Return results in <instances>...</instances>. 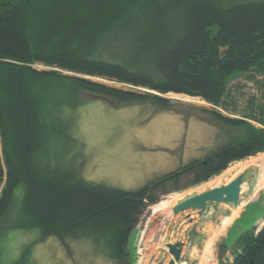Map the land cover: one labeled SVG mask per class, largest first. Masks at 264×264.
I'll return each instance as SVG.
<instances>
[{
	"label": "trees",
	"instance_id": "trees-1",
	"mask_svg": "<svg viewBox=\"0 0 264 264\" xmlns=\"http://www.w3.org/2000/svg\"><path fill=\"white\" fill-rule=\"evenodd\" d=\"M62 72L182 94L221 108L227 105L228 81L255 73L262 77L264 97V0H0V219L20 188L13 227L40 232L9 264H34L33 245L48 237L67 252L69 240H87L110 261L134 264L133 232L146 209L165 199L159 202V195L176 191L182 177H192L187 186L199 185L233 161L264 152V111L250 107V118L208 112L227 127L244 126L245 139L221 142L204 159L133 191L41 166L45 137L62 132V107L77 111L78 91L170 108L160 95ZM225 264H264V225L257 233H241Z\"/></svg>",
	"mask_w": 264,
	"mask_h": 264
},
{
	"label": "rangeland",
	"instance_id": "rangeland-1",
	"mask_svg": "<svg viewBox=\"0 0 264 264\" xmlns=\"http://www.w3.org/2000/svg\"><path fill=\"white\" fill-rule=\"evenodd\" d=\"M114 51L117 53L120 50L114 46ZM33 68L51 69L41 65H35ZM62 73L87 78L112 88L160 95L170 101V108L166 109L150 101L117 103L113 100L93 99L86 92L78 91L77 111L64 110V106L62 107L60 118L64 124L62 127L60 123L58 125L62 128V132L45 137L39 151L38 162L41 166H57L61 170L77 172L85 181L105 184L124 191L136 190L165 174L181 169L194 160L204 159L221 142L246 138L247 130L244 126L227 127L212 119L209 111L214 110L231 118H250V107L255 113L264 111V97L260 88L262 77L255 73L235 75L228 81L225 108L214 107L199 98L182 94L161 95L113 80ZM249 121L254 127L261 128L256 122ZM64 127H67L65 131ZM254 159L259 161L252 164L250 160ZM263 162L264 152H260L255 156L233 161L225 170L199 185L187 186L192 177H182L176 191L167 192L166 196L159 195V202L165 199L159 206L152 205L146 209L133 232L130 248L136 247L134 264H139L140 260H144L145 264H167V258L171 256L167 252L166 245L178 241L185 244L196 243L197 250L194 253L197 258L203 251L201 260L192 258V255L188 262L191 252L189 251L186 259L183 257L178 264H218L217 246L221 243H228L229 251L220 264L232 261V252L239 235L245 231L255 230V228L243 230L241 224L247 223L250 218H252L250 222L264 219V211L255 209L257 204L262 203L259 192L264 188V182L258 187L255 184L259 167L264 171ZM241 174L244 175L241 202L243 206L251 205L252 202L255 206L251 205L229 237L223 238L230 224V220L225 218L230 216L228 207L232 209L227 204H209L206 212L202 214L203 218H199L197 211H189L172 216L169 220L164 217L166 221L162 220V217L159 223L154 224L165 204L172 198L175 197L177 204L203 191L226 185ZM21 195L22 190L19 188L0 219V264H9L17 259L24 247L33 243L40 234L38 229L13 227L19 211ZM255 210L259 213L256 214ZM217 216L225 219H221L222 222L217 219L214 223L217 227L211 235L202 233L200 230L203 224L213 221ZM195 219L198 220L197 224L191 225L190 221ZM140 237L142 246L146 240L149 242L144 252L137 243ZM218 238L220 239L217 240ZM213 243L217 245L214 250V260L210 258L213 253L211 249ZM68 244L69 252L55 237L37 242L31 249V261L34 264H118L96 252L87 240H69ZM203 244L205 248L201 250Z\"/></svg>",
	"mask_w": 264,
	"mask_h": 264
},
{
	"label": "water",
	"instance_id": "water-1",
	"mask_svg": "<svg viewBox=\"0 0 264 264\" xmlns=\"http://www.w3.org/2000/svg\"><path fill=\"white\" fill-rule=\"evenodd\" d=\"M104 79L110 80L108 78H104ZM89 95L93 99H101L104 101H109V99L100 95H94V94H89ZM6 178H8V174H6ZM243 180H244V175L243 174L238 175L235 179H233L226 185H221L203 191L184 201L177 203L172 208V216L175 217L181 213H185L189 211H197L198 215H202L206 211L208 204H233L234 206H237L240 201L241 187L243 184ZM5 183H7V179L5 180ZM183 247H184V243L181 241L166 245L167 252L171 256V259L168 261V264H178L181 262L182 260L181 254ZM140 248L143 249L141 242H140ZM228 251H229V247L227 244L221 243L218 246L217 255H216L218 264H220L224 260V258L227 256Z\"/></svg>",
	"mask_w": 264,
	"mask_h": 264
},
{
	"label": "crops",
	"instance_id": "crops-1",
	"mask_svg": "<svg viewBox=\"0 0 264 264\" xmlns=\"http://www.w3.org/2000/svg\"><path fill=\"white\" fill-rule=\"evenodd\" d=\"M261 168L259 167V169H258V173H259V175H257V178H256V187H258V185H260V183H262V182H264V178L262 179V178H260V174H261ZM259 198H260V200H262V203L261 204H257L256 206H255V204L252 202V204L251 205H254L255 206V209H258V210H260L261 212L262 211H264L263 209H264V188L263 189H261L260 190V192H259ZM242 199H243V185H242V187H241V195H240V201H239V204L237 205V206H234L233 204H227V205H230L231 207H232V209L230 208V207H228L229 208V211H230V216H227V217H225V218H227V220L229 219L230 220V224H229V226L227 227V229H226V232L224 233V235H223V238L226 236V237H229L232 233V230H233V228L235 227V225L240 221V220H242V218H243V216L246 214V212L248 211V209L251 207V205H245L244 204V206H243V202H241L242 201ZM255 202V201H254ZM209 205V204H208ZM207 205V206H208ZM207 210V209H206ZM254 211V210H253ZM192 212H194V211H192ZM206 212V211H205ZM204 212V213H205ZM257 211L255 210V213H256ZM257 213H259V211L257 212ZM256 213V214H257ZM198 214V213H197ZM210 214V213H209ZM201 216V217H200ZM204 216H202V215H199V218H203ZM225 218H221V216H217V217H215V219L212 221H207V222H205L203 225V227H201V232L203 233V232H206L208 235L210 234L211 235V233H213L214 232V228H216L217 226H215L214 225V223L217 221V219H219L218 221H220V222H222V220L221 219H225ZM251 219L252 218H250V219H248V221H247V223H243V224H241V227L242 228H244L243 230H247V229H250V228H255V231L257 232V231H259L261 228H262V226L264 225V219L263 220H260V221H258V220H256L255 222L254 221H252V222H250L251 221ZM200 221V220H199ZM191 222V225H192V223H194V224H197V222H198V220H192V221H190ZM259 222V223H258ZM200 224H202V222L200 223ZM199 224V225H200ZM190 225V226H191ZM257 225V227H255ZM185 226V225H184ZM183 226V227H184ZM186 228V227H185ZM200 229V228H199ZM213 231V232H212ZM238 233H240V232H238ZM237 233V234H238ZM236 234V235H237ZM235 235V236H236ZM220 238H218L217 240H219ZM173 243H175V242H173ZM184 243V242H183ZM228 244V243H227ZM219 245V244H218ZM216 243H213L212 244V251H213V253H212V255L210 256V258L212 259V260H214L215 259V248H216ZM218 247V246H217ZM204 244H203V246H202V248H201V250H204ZM231 249V248H230ZM197 250V246H196V243H190V244H185L184 243V247H183V249H182V254H181V258L183 259V257H185V259H186V254H187V252H189V251H191L190 252V254H189V260H188V262H190V260H191V257H192V255H193V257L192 258H194L195 259V257L197 258V256H196V254L194 253V251H196ZM201 253H202V255H203V251H201L200 252V254H199V258H197V259H199V260H201L200 259V257H201ZM213 256V257H212ZM171 258H167V264H168V261L170 260ZM184 259V260H185ZM186 261V260H185ZM153 261H152V259H151V263H152Z\"/></svg>",
	"mask_w": 264,
	"mask_h": 264
},
{
	"label": "bare ground",
	"instance_id": "bare-ground-1",
	"mask_svg": "<svg viewBox=\"0 0 264 264\" xmlns=\"http://www.w3.org/2000/svg\"><path fill=\"white\" fill-rule=\"evenodd\" d=\"M259 160H257V159H254V160H250V162L252 163V164H256L257 162H258ZM264 163V162H263ZM252 164H250V165H252ZM264 166V165H263ZM262 166V167H263ZM262 169V168H261ZM260 178H264V171H262L261 172V174H260ZM180 201V200H179ZM176 203V199H175V197L174 198H172L170 201H168L166 204H165V206H164V208L162 209V211H161V214H160V216H159V218H157L156 219V221H155V223L154 224H156V223H159L158 221H159V219L160 218H162L163 217V219L162 220H164V221H166V219L167 220H169L170 218H172V208L176 205L175 204ZM157 207V206H156ZM166 219H165V218ZM155 227V226H154ZM158 233V232H157ZM149 238H151V237H149ZM147 243H149L147 240L145 241V244L143 245V252L145 251V248L147 247ZM148 249H150V248H148ZM151 251V250H150ZM154 251V250H153ZM150 253V252H149ZM146 255V254H145ZM142 259V258H141ZM139 264H145V262H144V260H140L139 262H138Z\"/></svg>",
	"mask_w": 264,
	"mask_h": 264
},
{
	"label": "built area",
	"instance_id": "built-area-1",
	"mask_svg": "<svg viewBox=\"0 0 264 264\" xmlns=\"http://www.w3.org/2000/svg\"><path fill=\"white\" fill-rule=\"evenodd\" d=\"M140 242H141V237H140V239L138 240V244L140 245ZM139 245H137V246H139ZM140 248V247H139ZM140 250H141V248H140ZM139 256H140V254H139ZM141 256H142V254H141ZM142 257H140V259H141Z\"/></svg>",
	"mask_w": 264,
	"mask_h": 264
}]
</instances>
